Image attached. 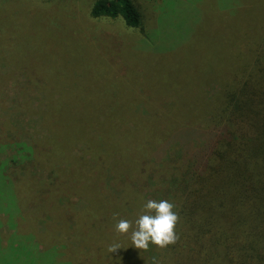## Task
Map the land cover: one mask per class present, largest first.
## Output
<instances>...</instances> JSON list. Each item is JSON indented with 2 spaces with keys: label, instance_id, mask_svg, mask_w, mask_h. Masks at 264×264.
Masks as SVG:
<instances>
[{
  "label": "trees",
  "instance_id": "16d2710c",
  "mask_svg": "<svg viewBox=\"0 0 264 264\" xmlns=\"http://www.w3.org/2000/svg\"><path fill=\"white\" fill-rule=\"evenodd\" d=\"M257 7L260 8V2ZM90 16L97 20H122L125 28L133 32L141 26V17L133 0H95ZM235 16L241 23L242 31L234 28L237 18H233L234 22L228 30L221 28L225 24L219 26V45H211L210 48L206 46L203 47L204 50L200 41L191 51L187 44H181L178 48L168 46L171 44V35H166L164 31L161 33L162 27L155 32L153 44L168 47L163 52L167 54L163 56L167 64L174 65V60L177 62L174 68H166L161 75L174 84L175 90L187 92L189 96L191 93L194 103L199 102L197 108H207L209 121L205 123L203 130L195 129L198 124L189 123L192 109L189 112L175 108H170L169 112L159 111L160 123H157L158 119L155 117L147 121V124L141 123L137 106H133L134 102L138 103L140 100L139 86L150 82L154 88L145 92L151 96L161 94L162 97L165 92L160 83L158 85L154 82L155 76L147 78L146 73L151 72L152 68L139 75L149 67L146 64L143 68L139 67L140 62L136 58L138 53L133 50L137 43L135 41L127 43L124 39L119 47L110 46L108 54L113 62L108 63L106 58L102 65H96L97 70L89 71L95 66V62L88 61L80 65L81 69L89 72L82 75L85 78L84 88L78 91L89 99L84 107L76 104L73 97L66 95L68 93L61 91L67 79H74V76L66 73V69L60 70L63 76L57 75L54 76L55 80L48 81L47 85L50 88L52 86L51 89L41 90L46 93L48 102V111L42 113L43 117L54 116L58 130L56 135L60 140L55 145L47 140L50 144L46 147L48 152H41L40 158L51 159V164L53 159L60 161L47 182L55 185L52 188L54 190L65 189L69 185L68 190L79 188L88 193L86 198H82L85 208L81 211L71 205L61 208L53 200L50 203L44 202L43 208L37 209L44 215L55 211L58 213L53 214L56 218L51 225L44 224V233L36 235L38 244L43 243L42 246L46 248L58 241L66 243L67 236L70 235L83 242L78 248L71 244L59 247L58 262L50 264L133 263L125 255L133 248L131 230L129 234L120 236L115 233L114 225L119 219L130 220L134 224L145 203L137 198L134 205L133 197H129L123 190V194L119 195L112 192L100 193L96 175L108 168L109 162L114 161V166L122 170L124 163L130 164L134 169L142 168L139 149L143 142L150 140L152 149L156 150L160 139L170 134L187 135L190 131L193 136L185 147L189 164L175 179L180 191L175 194L172 202L179 217L175 227L178 239L175 244L161 249L162 252L157 248L160 264H264V9L240 11ZM222 19L219 16V21ZM209 27L212 28L211 25ZM243 32L246 35L240 39L239 33ZM195 33L201 34V30L198 28ZM243 44L250 49L245 50ZM251 47L254 51H251ZM75 50L72 47L69 52L73 54ZM198 50L206 52L207 55L202 57L206 63L214 62L213 56H217V65L214 63L212 67L218 69L217 74L224 86L214 102L209 104H202V99L194 94L197 91L192 87L195 86L193 78L178 76L183 60H187L192 71L198 73ZM246 57H251L253 61L246 60ZM117 58L120 65L116 64ZM30 82L33 84L32 80ZM188 86L194 91L189 90ZM183 87L185 89L182 90ZM99 100L101 104L96 106L95 103ZM145 107L148 109L147 105ZM58 110L63 112L58 115ZM132 123H138L135 125V133H131L128 127ZM123 124L124 131H119L118 127ZM99 136L101 137L98 138ZM77 139L83 140L82 143L86 145L88 152L84 154L88 155L90 161L84 159L85 156L80 159L72 155L73 151L79 150ZM98 139L103 141L97 143ZM75 140L77 141L74 142ZM108 140L112 145L106 144ZM112 154L119 155V159ZM132 161L141 163L135 162L136 165H133ZM69 163L71 168L63 167ZM51 164L44 166L49 168ZM122 174H115L116 186L128 184L130 176L126 179ZM24 182L30 183L26 180ZM23 183L16 188L15 183L10 182L12 195L11 198L8 195V202L16 201L15 211L8 210L5 199L1 205L3 211L10 213V221H15L17 225L21 223L16 232L22 230L23 225L29 231L35 227L32 226L31 229L30 224L34 222L35 211H27L26 208L36 195H33V189L24 192ZM36 197L40 199L41 191ZM39 218L44 220L41 215ZM60 224L63 233L62 237H57ZM99 228L104 233H96ZM21 236H17L19 245L2 247L0 264H48L51 252L44 249L41 254L34 255L30 244L32 240ZM102 236L112 242L111 246L118 244L120 248L115 252H109L108 247L102 250L99 247L98 250L96 247L103 242V238H99ZM85 255L91 256L90 261ZM138 262L135 260L134 263L139 264Z\"/></svg>",
  "mask_w": 264,
  "mask_h": 264
},
{
  "label": "rangeland",
  "instance_id": "374dc122",
  "mask_svg": "<svg viewBox=\"0 0 264 264\" xmlns=\"http://www.w3.org/2000/svg\"><path fill=\"white\" fill-rule=\"evenodd\" d=\"M94 1L0 0V185L3 186H0V193L3 194L0 195V250L4 246L19 245L17 236L23 234L24 236L21 237L32 240L30 244L34 255L41 254L45 250L51 252L48 264L58 262L59 247L71 244L78 248L83 242L73 239L70 235L67 236L66 243L58 241L57 244L52 243V246L47 245L46 248L42 246L43 243L38 244L36 235L44 233L46 227L44 224L51 225L56 218L53 214L58 213L55 211L53 214L44 215L37 209L43 208L44 202L50 203L53 200L61 208L71 205L77 211H81L85 208L82 198L88 196L87 192L79 188H76L78 190L73 189L74 191L68 190L70 189L69 185L65 186V189L56 188L57 190H54L52 188L55 185L47 182L52 177L51 173L54 174L60 163L58 159H53L51 164V159L40 158L41 152H48L46 148L48 145L60 142L56 135L58 130L54 116L48 115L47 118L42 114L48 111L46 93L41 92L42 89L52 88V86L48 87V81L55 80L57 75L63 76L62 71L66 69V73H70L74 79H67L61 91L68 93L66 95L73 97L76 104L84 107L85 102L88 103L89 99L78 91L84 88L85 78L82 75L89 72L81 69L80 65L88 61L95 62V66L89 71L97 70L96 65L100 63L102 65L104 59L107 58L108 63L113 62L108 54L110 46L117 45L119 47L124 39L127 43L135 41L138 44L134 42L133 50L138 53L136 58L140 62L139 67L143 68L145 64L149 67L141 71L139 75L152 68L151 72L146 73L147 78L155 76L154 82L158 85L161 84L166 94L162 92L163 96L160 97L161 94L151 96L146 93L145 90L154 88L150 82L142 83L139 86L140 100L138 103L134 102L133 106H137L141 123L147 124L146 122L154 117L158 119L157 123H160L159 111L169 112L170 108H175L185 109L189 112L192 109L189 123L198 124L195 129L203 130L206 127L205 123L209 121V117L207 118L206 115L207 108H197L199 102L194 103L191 93V98L187 92L180 93L179 90H175L176 87L173 86V83L168 82L167 77L161 75L166 68H174L177 62L174 60V65L167 64L166 59L163 58L167 54L163 52L168 47L153 44L155 32L162 27L161 33L164 31L166 35H171L170 43L172 45L168 46L178 48L181 44H187L186 46H189L191 51V48L200 41L204 50L203 47L210 48L211 45H219V26L225 24L221 28L228 30V27H231L234 22L232 19L237 18L235 13L251 9H264V0H133L141 17V26L133 32L125 28L122 20L93 19L90 12ZM259 2L260 8L257 7ZM219 16L223 18L222 21H219ZM227 17L230 21L227 20ZM238 20L237 18L234 28L241 32L242 26ZM198 28L201 30V34L195 33ZM245 35L244 32L239 33V38L241 39ZM246 46L243 44L242 47L249 50L250 48ZM68 47L70 48L68 49ZM72 47L77 50H75L77 54L69 52ZM203 50L197 51L200 66L198 73L192 71L187 60H183L178 71H181L184 77L181 73L178 76L184 79L193 78L195 86L192 87L197 91L194 94L202 99V104L205 102L209 104L214 102L224 86L221 83L222 79L217 74L218 69L212 67L214 63L217 65L215 61L217 56H213L214 62L206 63L202 57L207 54ZM251 51H254V48L251 47ZM189 57L191 56L189 55ZM246 60L253 61L251 57H246ZM116 64L120 65L118 58ZM120 72L123 73V70ZM197 77L201 78L196 79ZM30 80L33 81V84ZM190 89L191 87H189ZM192 90L194 91L193 88ZM56 96L59 98L58 95ZM95 104L99 106L101 101L99 100ZM145 105L148 106V109ZM62 112L61 110L57 111L58 115ZM137 124L132 123L128 126L131 133H135ZM118 128L119 131H124V124ZM192 136L191 131L187 135L183 133L181 136L170 134L157 142L156 150L152 149L150 140L143 142L139 149L142 168L134 169L130 164L122 162L124 163L122 170L114 166L115 161L109 162L111 168L109 166L96 175L99 192H112L119 195L123 194L121 193L123 190L128 193L129 197H133L134 205H136L137 198H140L143 203L150 199L168 200L172 203L175 194L180 191L175 179L179 172L182 173L187 169L189 164V155L185 147ZM47 140L51 143L49 144ZM82 141L76 142L79 143L77 148L79 150L73 151L72 155L80 159L85 156L84 159L87 158V161H90L88 155L84 154L88 151ZM100 141L103 140H96L97 143ZM199 143L196 142V144ZM106 144L112 145V142L108 140ZM188 147L191 149V146L188 145ZM110 150H112V146ZM128 155H130L129 152ZM112 156L119 159V155L112 154ZM135 162L132 161V164L136 165ZM47 164H51V166L46 168L44 165ZM69 166L71 168L70 163L63 167L68 168ZM87 173L89 172L87 171ZM119 173H123L122 175L126 179L130 176L128 184L125 186L119 187L114 184V177ZM25 180L30 183L24 182ZM10 182L15 183L16 188H19L24 182V192L33 189V195L36 196L41 191L40 199L35 196V199L31 200L26 208L27 211L29 209L35 211L33 213L34 222L30 223L29 220V223L31 229L32 226L36 228L33 227L31 231L24 228L25 225H23L22 230L18 231L19 233L16 232L17 227H21L19 226L21 223L19 222L17 225L15 221H10V213L1 209L4 199L8 202V195L11 198ZM6 206H8V210L15 211L17 203L16 201L8 202ZM25 211H23V215ZM39 215L44 220L40 219ZM97 230L99 231L96 233H104L100 228ZM62 233V227L57 228L56 236L62 237ZM104 237H99L103 238V242L96 247L98 250L99 247L102 250L111 246L112 242L110 243V240ZM157 248L151 244L147 251L133 247L131 252L125 253L127 260L133 261L128 264H136L135 260L139 261V264H160ZM158 249L162 252L160 248ZM52 256L54 257L52 258ZM84 257L90 261L91 256L85 255Z\"/></svg>",
  "mask_w": 264,
  "mask_h": 264
},
{
  "label": "clouds",
  "instance_id": "9594fccd",
  "mask_svg": "<svg viewBox=\"0 0 264 264\" xmlns=\"http://www.w3.org/2000/svg\"><path fill=\"white\" fill-rule=\"evenodd\" d=\"M174 204L168 200H148L141 208V214L134 221L119 219L114 225L117 235L129 234L134 248L147 251L149 245L164 249L175 244L178 237L175 227L178 223V214L174 211ZM116 217L114 216V219ZM120 245L109 247V252H115Z\"/></svg>",
  "mask_w": 264,
  "mask_h": 264
}]
</instances>
